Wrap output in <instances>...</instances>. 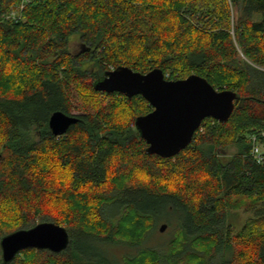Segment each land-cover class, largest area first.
Wrapping results in <instances>:
<instances>
[{
    "label": "trees",
    "instance_id": "trees-1",
    "mask_svg": "<svg viewBox=\"0 0 264 264\" xmlns=\"http://www.w3.org/2000/svg\"><path fill=\"white\" fill-rule=\"evenodd\" d=\"M19 2L0 0V264L2 239L39 221L65 227L68 247L10 264H115L82 244L138 247L161 222L177 228L169 251L120 264H264V0H41L8 19ZM124 66L206 78L238 94L235 111L177 156L148 155L135 121L150 103L95 90ZM74 111L55 136L52 115Z\"/></svg>",
    "mask_w": 264,
    "mask_h": 264
},
{
    "label": "water",
    "instance_id": "water-1",
    "mask_svg": "<svg viewBox=\"0 0 264 264\" xmlns=\"http://www.w3.org/2000/svg\"><path fill=\"white\" fill-rule=\"evenodd\" d=\"M95 90L107 94L118 92L130 99L141 95L150 103L153 111L138 117L135 127L148 144L147 154L162 158H173L187 149L205 119L228 122L238 100L236 92L219 91L201 76L194 74L183 80H168L158 68L142 74L126 66L120 67L97 81ZM77 122L75 116L56 112L49 126L55 136H62ZM165 229L163 225L161 231ZM69 242L65 227L42 222L2 239L3 262L10 264L27 249L61 253Z\"/></svg>",
    "mask_w": 264,
    "mask_h": 264
},
{
    "label": "rangeland",
    "instance_id": "rangeland-1",
    "mask_svg": "<svg viewBox=\"0 0 264 264\" xmlns=\"http://www.w3.org/2000/svg\"><path fill=\"white\" fill-rule=\"evenodd\" d=\"M81 44L77 43L76 41L73 43L72 48L75 52L76 50H79L81 48ZM78 112L74 111L72 112L73 116L78 115ZM261 152H264V146L260 145ZM257 216V213L248 210V211H241L238 224L236 225L237 229H241L248 221H251L250 219H253ZM40 223V221H39ZM162 225H166L165 231H161ZM177 228H174L172 226L167 225V223H158L156 224L155 228L150 232L146 240L143 242L141 246L138 247H130L125 245L116 246V245H106L101 246L98 242H85L82 245L90 251H98L103 254L105 258L110 259L115 264H120L122 259L120 254H131L135 252L136 250H146V249H158L161 251H169L170 248V242L172 239L175 238V235L177 233ZM84 242V241H83ZM121 251H123L121 253ZM126 252V253H124Z\"/></svg>",
    "mask_w": 264,
    "mask_h": 264
},
{
    "label": "built area",
    "instance_id": "built-area-1",
    "mask_svg": "<svg viewBox=\"0 0 264 264\" xmlns=\"http://www.w3.org/2000/svg\"><path fill=\"white\" fill-rule=\"evenodd\" d=\"M41 0H20L19 3H17L8 14L7 18L14 20V21H21L23 20L24 11L27 9V7L33 3H36ZM262 136H264V132L261 133ZM254 142L257 141V138H253ZM253 154L257 156V158H260L262 160L263 153L261 152L260 145L254 144Z\"/></svg>",
    "mask_w": 264,
    "mask_h": 264
}]
</instances>
